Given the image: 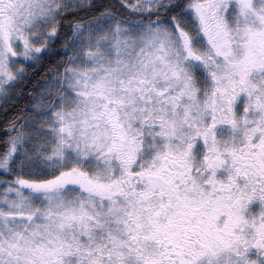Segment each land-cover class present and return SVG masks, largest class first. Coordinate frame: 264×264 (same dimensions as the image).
Here are the masks:
<instances>
[{
  "label": "snow or ice",
  "instance_id": "6c2138e0",
  "mask_svg": "<svg viewBox=\"0 0 264 264\" xmlns=\"http://www.w3.org/2000/svg\"><path fill=\"white\" fill-rule=\"evenodd\" d=\"M0 264H264V0H0Z\"/></svg>",
  "mask_w": 264,
  "mask_h": 264
}]
</instances>
